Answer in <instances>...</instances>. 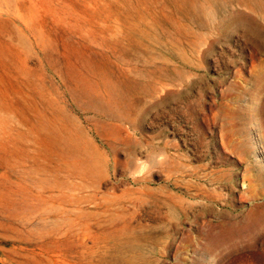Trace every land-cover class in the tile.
<instances>
[{
    "label": "rangeland",
    "instance_id": "374dc122",
    "mask_svg": "<svg viewBox=\"0 0 264 264\" xmlns=\"http://www.w3.org/2000/svg\"><path fill=\"white\" fill-rule=\"evenodd\" d=\"M0 264H264V0H0Z\"/></svg>",
    "mask_w": 264,
    "mask_h": 264
}]
</instances>
